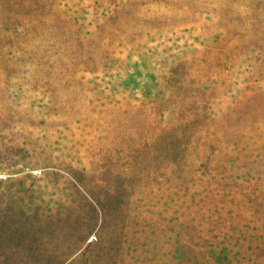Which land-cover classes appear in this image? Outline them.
Masks as SVG:
<instances>
[{
    "label": "rangeland",
    "instance_id": "obj_1",
    "mask_svg": "<svg viewBox=\"0 0 264 264\" xmlns=\"http://www.w3.org/2000/svg\"><path fill=\"white\" fill-rule=\"evenodd\" d=\"M0 264H264V0H0Z\"/></svg>",
    "mask_w": 264,
    "mask_h": 264
}]
</instances>
